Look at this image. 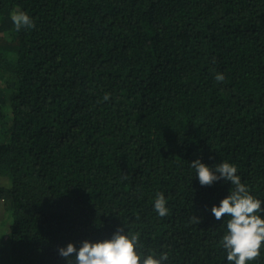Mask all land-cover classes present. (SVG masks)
<instances>
[{
    "label": "trees",
    "instance_id": "obj_1",
    "mask_svg": "<svg viewBox=\"0 0 264 264\" xmlns=\"http://www.w3.org/2000/svg\"><path fill=\"white\" fill-rule=\"evenodd\" d=\"M196 159L264 202V0H0V264L120 228L163 264H229L211 208L234 186Z\"/></svg>",
    "mask_w": 264,
    "mask_h": 264
},
{
    "label": "clouds",
    "instance_id": "obj_2",
    "mask_svg": "<svg viewBox=\"0 0 264 264\" xmlns=\"http://www.w3.org/2000/svg\"><path fill=\"white\" fill-rule=\"evenodd\" d=\"M10 18L16 31L35 27L27 12L14 10ZM224 79L223 73H216V81L223 82ZM109 98V94L103 97L105 101ZM191 167L196 170L202 186H211L220 179L230 181L234 186L229 190V195L220 201L219 206H212L211 212L218 221L225 216L229 217L226 233L220 241L226 250L229 264L254 261L261 255V246L264 245V218L261 216L264 213V202L250 194L247 185L237 175L238 169L234 164L225 161L209 167L196 159L191 162ZM166 203L164 194L157 193L154 209L160 217L169 213ZM194 221L199 223L197 218ZM141 247L139 233L125 234L123 228H120L110 239L96 242L84 240L79 250L72 243H68L66 247L59 248L58 253L67 260V264H72L70 257L73 256L75 264H163L168 259L166 253L160 254L159 258L154 253L144 255L138 251Z\"/></svg>",
    "mask_w": 264,
    "mask_h": 264
}]
</instances>
